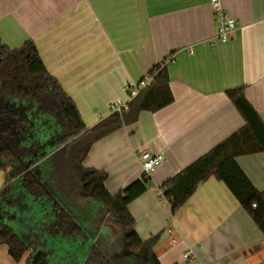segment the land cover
Returning <instances> with one entry per match:
<instances>
[{
  "label": "crops",
  "instance_id": "crops-1",
  "mask_svg": "<svg viewBox=\"0 0 264 264\" xmlns=\"http://www.w3.org/2000/svg\"><path fill=\"white\" fill-rule=\"evenodd\" d=\"M221 2L237 20L225 43L216 39L211 0H0L2 43L18 49L32 41L88 128L113 114L109 105L128 101L130 83L166 68L173 102L140 112L84 162L108 174L116 195L146 176L142 152L165 156L128 207L143 241L159 235L161 264H264V234L223 182L209 178L175 214L157 192L245 125L228 91L245 88L264 123V0ZM236 162L264 193V152ZM5 178L0 172V189ZM0 264L26 258L16 263L0 245Z\"/></svg>",
  "mask_w": 264,
  "mask_h": 264
},
{
  "label": "trees",
  "instance_id": "trees-1",
  "mask_svg": "<svg viewBox=\"0 0 264 264\" xmlns=\"http://www.w3.org/2000/svg\"><path fill=\"white\" fill-rule=\"evenodd\" d=\"M155 73L154 84L128 112L88 128L35 44L10 49L0 39V172L6 174L0 189V245L16 263L26 258V264H161L155 253L159 235L143 241L128 209L148 190L150 179L111 195L108 174L84 167L95 143L134 123L140 112L173 102L166 68L159 65L149 74ZM227 96L245 125L159 190L175 214L214 177L264 234V193L236 162L264 152V123L245 88Z\"/></svg>",
  "mask_w": 264,
  "mask_h": 264
},
{
  "label": "built area",
  "instance_id": "built-area-1",
  "mask_svg": "<svg viewBox=\"0 0 264 264\" xmlns=\"http://www.w3.org/2000/svg\"><path fill=\"white\" fill-rule=\"evenodd\" d=\"M212 8L215 12L217 22V35L216 39L222 43L227 42L231 35L236 31L237 20L230 17L224 10L221 0H211ZM155 80V74H147L143 79L138 82L130 83L127 86L128 101L119 103L115 102L109 105L111 112L124 113L128 112L130 104L140 96V94L147 88L151 87ZM165 161V156L162 153L151 154L142 152L141 154V168L146 176L153 174ZM159 196L162 197V192L157 190ZM256 207V206H254ZM190 254L187 253L185 258H189Z\"/></svg>",
  "mask_w": 264,
  "mask_h": 264
},
{
  "label": "rangeland",
  "instance_id": "rangeland-1",
  "mask_svg": "<svg viewBox=\"0 0 264 264\" xmlns=\"http://www.w3.org/2000/svg\"><path fill=\"white\" fill-rule=\"evenodd\" d=\"M110 229L112 230L113 235H114L115 237H118L119 233H118L116 230H113L111 227H110Z\"/></svg>",
  "mask_w": 264,
  "mask_h": 264
}]
</instances>
